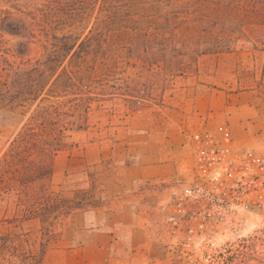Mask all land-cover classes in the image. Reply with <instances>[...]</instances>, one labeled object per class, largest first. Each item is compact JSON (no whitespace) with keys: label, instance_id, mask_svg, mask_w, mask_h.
Masks as SVG:
<instances>
[{"label":"rangeland","instance_id":"obj_1","mask_svg":"<svg viewBox=\"0 0 264 264\" xmlns=\"http://www.w3.org/2000/svg\"><path fill=\"white\" fill-rule=\"evenodd\" d=\"M108 7L119 13L122 11L124 17L131 20L157 21L168 18L170 25L162 31L170 30L173 31V35L193 36L195 43L200 39L201 46L197 49H204L209 45L208 49L217 50L216 52L208 50L196 55L192 53L196 47L193 44H189V47H192L186 48L185 51L177 48L181 51L177 53L171 51V46L166 57L171 61V64H168L163 62L156 51L141 56L131 54L125 57V50L121 48L109 50V47L106 49L102 47L98 55L83 56V62L78 67L68 63L69 66L65 62L64 66L75 73L73 75L75 79L68 82L67 88H61L55 94L50 92L47 101H44L45 105L59 106V111L65 114L63 127H71L66 130L62 139L64 146L61 147L60 153L74 143H84L91 137L103 138L114 127L122 124L128 114L145 108H154L163 101H171L170 97L177 93L175 90L179 81L185 77L199 79L210 86L234 93L252 92L259 98L260 105L264 104V0H0V20L11 21L22 34L13 35L0 29L1 50L5 57L11 59V49L18 41L25 40L31 35L35 40L40 39L37 35L43 31V20H46L44 25L47 28H56V25L62 22L74 21L75 33L82 31L84 37L96 21L99 23L112 17L107 12ZM208 17H223L220 23H223L224 17H239L242 22L238 30L233 29L235 26L233 24L224 32H218L220 35L218 43L209 44L208 38L202 33L205 25L197 23L199 19L204 23ZM79 22L81 23L78 24ZM64 29L65 32L73 31V28ZM111 34L113 33L104 31L106 36ZM226 37L233 39L228 42ZM224 42L228 45L225 46ZM37 47L38 44L34 42L30 44V57L35 56ZM32 109L33 107L28 109L21 120L16 117L11 122H0V172L7 169L3 156ZM70 130L82 131L67 133ZM256 146L259 147L257 151L251 149L234 153L251 151L264 158V142L259 141ZM53 156L51 164L52 160L54 163L57 159ZM193 171L196 177L195 163ZM70 172L71 175L63 177L61 182H57L59 177L56 174V181L52 183L53 189L61 191L63 198L59 200L55 198L53 203L42 196L46 193L45 189H51L49 186L47 188V179L37 180L22 187L10 174L0 175V189L3 192V198L0 200L1 211L4 207H9L10 203L13 207L14 194L10 196L4 193L11 187L18 189L19 207L17 259L10 260L5 256L0 259V264H35L33 260L27 259L25 254L26 247L29 248L27 235L30 243L38 247L40 223L27 221V215L32 211L41 215V222L44 223L41 229L44 230L51 222L48 212L58 204L61 209L69 210L76 205L90 206L101 202V190L97 189L98 185L96 181L94 182L97 180L95 168L93 172L90 170L79 174ZM222 178L223 170L219 168L210 173V181L201 183L204 184L206 191L218 200L233 202V192L220 187ZM259 179L258 189H249L247 194L243 195L244 200L253 199L258 192L264 194V174L259 175ZM194 180L195 178L192 182L174 181L172 184L174 188L171 191L161 193L160 197H151L150 201L154 200V203L150 204H154L156 209L151 213H156L154 233L159 245V255H155L156 260L151 263L237 264V255L244 249L243 245L255 243L257 238L264 236V198L260 207L241 206L236 215H227L219 223L206 224V227L200 228L197 225L198 219L178 220V216H174L172 212L173 201L182 194V186L184 188L185 184L194 183ZM30 206L32 208H29ZM193 208L195 210V207ZM174 219H177V224L174 223ZM29 228L33 232L27 231ZM4 229H0V233H4ZM257 250L258 252L250 254L248 262L243 264H258L259 259L264 261V247L258 246Z\"/></svg>","mask_w":264,"mask_h":264},{"label":"crops","instance_id":"obj_2","mask_svg":"<svg viewBox=\"0 0 264 264\" xmlns=\"http://www.w3.org/2000/svg\"><path fill=\"white\" fill-rule=\"evenodd\" d=\"M175 91L171 101L128 114L103 138L91 137L56 152L46 183L51 189L42 196L52 203L63 198L61 191L53 189L56 174L61 182L70 171L79 174L95 168L94 182L102 199L69 210L58 204L48 212L51 222L44 230L41 215L32 211L27 221L41 226L38 247L27 235V259L35 264H152L159 245L154 233L156 213H151L156 209L150 200L171 191L174 181L195 178L192 135L210 131L222 139L228 130L233 152L259 150L257 143L264 142V104L255 94L230 92L190 77L182 78ZM17 190L11 187L4 192L14 194L13 207L10 203L0 208V229L5 228L0 233V259L18 256ZM2 193L0 189V200Z\"/></svg>","mask_w":264,"mask_h":264},{"label":"trees","instance_id":"obj_3","mask_svg":"<svg viewBox=\"0 0 264 264\" xmlns=\"http://www.w3.org/2000/svg\"><path fill=\"white\" fill-rule=\"evenodd\" d=\"M107 12L112 17L99 23L96 21L84 37L82 31L75 33L74 21L62 22L56 25V28H47L44 25L46 20H43V31L37 35L40 39L35 40L31 35L25 40L18 41L11 49V59L3 54L0 39V122H11L16 117L21 120L27 110L33 107L3 156L7 169L1 171L0 175L10 174L22 187L50 176L52 156L64 146L62 139L66 130L71 127H63L65 114L59 111V106L45 105L44 101H47L50 92L55 94L59 89L67 88L68 82L75 79L73 77L75 73L64 66L65 62L78 67L83 62V56L98 55L102 47L105 49L109 47V50L121 48L125 50V57L131 54L141 56L156 51L163 62L168 64H171V61L166 57L171 46L173 53L181 52L180 49L185 51L186 48H191L189 44L196 46L192 50L196 55L208 50H217L208 49L209 45L204 49H197L201 46L200 39L195 43L193 36L173 35V31L170 30L162 31L170 25L168 18L157 21L131 20L124 17L122 11L119 13L114 8L108 7ZM222 19L223 17H208L204 23L202 19L198 20V25H205L202 33L208 38L209 44L217 42L220 36L218 32H224L233 24H235L233 29L238 30L242 22L239 17H224L223 23H220ZM12 24L14 23L11 21L0 20V29L13 35H22ZM65 27L73 28V31L65 32ZM104 31L113 34L106 36ZM149 31L153 33L150 34ZM226 39L230 42L233 37ZM33 42L38 44V47L35 56L30 57V44ZM224 44L228 45L226 42ZM97 64L102 65V63ZM40 246L39 256L43 253V244ZM258 246L264 247V236L257 238L255 243L243 245L244 249L237 255V264L248 262L250 254L258 252ZM257 263L264 264V261L259 259Z\"/></svg>","mask_w":264,"mask_h":264},{"label":"built area","instance_id":"obj_4","mask_svg":"<svg viewBox=\"0 0 264 264\" xmlns=\"http://www.w3.org/2000/svg\"><path fill=\"white\" fill-rule=\"evenodd\" d=\"M192 140L196 177L194 183L184 185L182 194L173 201L172 212L174 216H178V220L198 219V227L204 228L206 224L219 223L227 215H236L241 206H261L264 194L258 192L254 195L255 198L246 200L243 195L247 194L249 189H258L260 185L259 175L264 174L262 156L251 151L234 153L230 147L231 136L228 130L224 131L222 139L216 138L210 131H205L193 134ZM219 168L223 170L220 187L233 192V202L218 200L214 195H210L201 183L210 181V173ZM251 174L253 175L247 177ZM174 223L177 224V219H174Z\"/></svg>","mask_w":264,"mask_h":264}]
</instances>
